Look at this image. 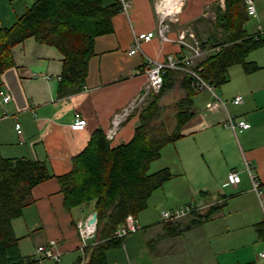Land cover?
Here are the masks:
<instances>
[{"label": "crops", "instance_id": "obj_1", "mask_svg": "<svg viewBox=\"0 0 264 264\" xmlns=\"http://www.w3.org/2000/svg\"><path fill=\"white\" fill-rule=\"evenodd\" d=\"M33 1L0 0V28L10 26ZM127 1L128 11H118L111 17L112 30L94 37V53L88 60L84 83L75 92L65 95L58 93L63 55L55 46L29 36L10 48L13 63L0 73V90L10 94V99L6 102L0 94V157L44 160L52 174L32 188L22 214L12 220L13 231L19 237L18 246L23 255L38 258L37 246L46 244L50 239L56 240L62 255L79 251L80 238L75 222L92 213L93 207L91 205L86 209L89 205L84 204L71 209L64 208L56 176L70 170L72 156L82 150L94 129L100 128L105 134L112 115L142 92L146 76L140 70L146 58L161 59L178 50L174 42H161L156 36H152L149 40L141 41L138 51L128 53L133 32H147L155 28L157 0ZM102 2L119 3V0ZM214 6L223 7V0H182L179 20L171 24L169 35L174 37L178 30L190 26L206 49L202 58L211 54L217 48L210 42L213 39L212 33L216 34L214 39L220 40L222 36L221 29L213 26ZM250 17H257V14ZM258 25L260 26L259 23ZM257 30L248 32L255 33ZM259 32L261 33V26ZM172 71V77H167L170 85L158 99L160 119L164 121L166 129L171 131L176 124V106L186 97L191 99L189 107L193 112L181 125L180 137L165 144L160 156L153 160L160 161L156 165L157 169L168 167L173 176L152 191L146 208L136 215L141 228L125 235L122 246L108 249L105 264H108L109 256L114 255L117 250L125 251L129 264H134L133 258L138 260L137 264H143L142 260L139 263L141 256L138 250L144 245L148 247V251H143L146 263L162 262L173 254L162 250V241L176 238L175 236L191 231L194 226L201 225L204 220L213 219L215 214L221 213L224 206H228L231 198L241 199L239 207L244 210L252 207L257 209L258 217L256 215L250 222L257 238L264 239V234L260 235L257 231V223L264 219L262 66L247 73L235 94L225 101L221 99L224 105L217 104L213 108L207 105L215 100L217 94L214 91L202 90L207 91L211 99L199 106L198 100L194 98L198 90L194 92L189 88L187 76L179 71ZM229 79L228 73L226 82ZM238 94L241 95V101L233 103V97ZM226 103L230 106L227 107ZM237 105H244V108L235 114L231 108ZM170 110L172 112L168 115ZM75 112L85 118L83 128L70 127ZM227 113L247 120L250 127L235 132L225 127L223 121ZM15 122L20 125V133L16 132ZM138 123V112L130 111L119 123L112 139L107 138L110 145L129 141ZM245 161L249 162L259 181L258 193L253 189ZM229 170L238 172L239 182L232 184L227 181L226 174ZM227 186L231 188L228 193L225 190ZM188 202L208 205L200 212L170 221L178 232L168 235L163 224L169 222L158 220L157 215L153 217L154 210ZM214 205L217 207L212 209ZM208 210H211L209 216L199 217L198 214H205ZM155 230L159 231L156 235ZM93 237L94 235L88 238L89 244H92L90 240ZM172 244L179 246L177 242ZM178 249L182 251L183 247Z\"/></svg>", "mask_w": 264, "mask_h": 264}, {"label": "trees", "instance_id": "obj_2", "mask_svg": "<svg viewBox=\"0 0 264 264\" xmlns=\"http://www.w3.org/2000/svg\"><path fill=\"white\" fill-rule=\"evenodd\" d=\"M214 10L213 26L221 29L222 36L220 40L214 39L213 32L210 42L218 50L199 60L197 66L202 78L217 87L227 81L228 68L233 64L241 65L245 73L261 68L254 60H248L247 55L264 45V37L259 31L249 33L244 28L250 17L245 0H223V7L214 6ZM118 11V2L34 0L10 26L0 28V73L13 63L11 46L33 36L39 42L55 46L63 55L58 93L77 91L84 83L88 60L94 53V37L112 30L111 17ZM173 72L164 71L159 90L138 112L139 123L129 141L110 145L103 131L96 128L82 150L72 156L70 170L56 176L64 208L92 203L96 211L94 237L90 240L92 244L84 248L88 257L83 264H105L106 251L123 244L125 235L114 233L117 226L128 214L136 216L146 208L152 191L173 176L168 167L147 172L150 162L160 156L161 148L180 137L181 125L193 113L189 107L191 99L186 97L176 106V124L171 131L159 117L158 99L170 85L167 77H172ZM188 84L195 92L189 80ZM51 176L44 160L0 157V264H33L39 260L20 252L12 220L22 214L32 188ZM210 212L198 215L203 218ZM170 223L163 224L165 232L177 234L178 230ZM257 231L264 234V219L257 223ZM74 264H81L80 255ZM239 264L264 263L250 260Z\"/></svg>", "mask_w": 264, "mask_h": 264}, {"label": "built area", "instance_id": "obj_3", "mask_svg": "<svg viewBox=\"0 0 264 264\" xmlns=\"http://www.w3.org/2000/svg\"><path fill=\"white\" fill-rule=\"evenodd\" d=\"M182 0H157L155 3V13H156V26L153 30L147 32L135 33L133 32L132 44L128 53L133 54L140 49L141 41L149 40L152 36H156L161 42H174L178 46L176 53L167 54L164 58L153 59L147 57L143 68L140 70L146 76V83L144 88L138 96L130 101V103L123 107L121 110L115 112L110 120V126L105 131V136L108 139H112L116 130L118 129L119 123L123 118L131 111L134 101L137 99L139 101L145 99L147 92L150 90L158 91L162 84V76L165 70L171 69L179 71L185 76H187L190 85L198 91L210 90L213 91V86L206 82L199 73V67L197 62L201 59L206 52L195 35L192 28L185 27L178 30L174 37L169 35L171 31V24L179 20L178 13L180 11ZM246 11L250 16H255L256 9L253 0H245ZM129 2L127 0H119V11L127 12ZM258 30L260 31V26L258 25ZM218 50V47L215 48ZM37 75V74H33ZM45 77V75H44ZM2 100L4 102L10 99V94L4 90H0ZM241 101V95H235L232 99L233 103H239ZM217 104L224 105L223 101L219 97H215V100L209 103L207 106L213 108ZM86 123L85 118H83L78 112L74 113L73 120L70 123V127L73 129L83 128ZM223 125L232 129L234 132L237 130H243L250 127V123L240 117H236L233 114L227 113ZM15 129L17 133H20V125L15 122ZM245 168L249 173L252 181L253 189L258 193L259 181L251 170L248 161H245ZM227 181L229 183L235 184L239 182L240 176L237 171L229 170L226 174ZM264 203V200H262ZM207 203H197L188 202L180 204L178 206L171 207L160 212L161 221L169 222L179 219L182 216L200 212L205 208ZM90 215L78 219L75 222V226L80 238L79 251L81 256V264L85 262L86 254L84 252L85 246L88 245V238L94 235L95 223L89 224L87 221ZM140 229V224L136 216L128 214L124 221L117 226L114 230L115 235L123 236L129 232H133ZM39 252V260L51 259L53 261H60L62 252L57 246V242L54 239H50L46 244L38 245L36 248ZM259 256L264 258V248L259 252Z\"/></svg>", "mask_w": 264, "mask_h": 264}, {"label": "rangeland", "instance_id": "obj_4", "mask_svg": "<svg viewBox=\"0 0 264 264\" xmlns=\"http://www.w3.org/2000/svg\"><path fill=\"white\" fill-rule=\"evenodd\" d=\"M254 4L257 10V17H249L244 23V28L249 32L256 31L259 23L261 26V35L264 37V0H254ZM247 59L254 60L258 65H261L262 70H264V45L250 51L247 55ZM228 73L230 78L229 81L219 87L213 88L214 93L224 101L226 98L235 94V90L242 85L243 79L245 80L248 75L242 71L239 64L231 65L228 68ZM154 92L156 91H148L145 99L141 101L136 99L131 111L139 112L142 107L148 103V100H150ZM243 95L245 96V94ZM194 98L198 100L199 106H203L206 100L211 99V95L207 91L202 92L201 90L195 93ZM226 106L229 107L230 105L226 103ZM243 108L244 105H237L231 109H233L232 111H235L236 114ZM169 112L168 115L171 114L172 110ZM159 162L160 161L150 162L147 172L149 173L157 169L158 167L156 165H158ZM230 189V186L225 188L227 193L231 191ZM240 200L241 199L231 198L228 202V206H224L221 213L215 214L213 219L204 220L201 225L194 226L191 231L178 235V237L175 236L176 238L171 237L162 241L160 244L162 250L165 252L168 250L173 254L157 264H239L250 260L264 263V258L259 256V252L264 248V239L261 240L257 238L250 222L252 219L256 218V215L258 217V211L255 207L246 210L240 208ZM180 204H176L175 206ZM88 205L86 209L90 208L91 205L93 207L92 203ZM169 208L170 207H163L158 211L154 210L153 217L157 215L158 220L161 221L160 212ZM90 214L91 213L87 216ZM247 220H249V222H247ZM154 232L156 235L159 231L155 230ZM173 242H177L179 246L177 247V244L174 246L172 244ZM180 246L183 247L182 251L178 249ZM147 249L148 247L144 245L138 250L141 256L139 263L142 260L143 264H151L145 262L147 261L146 254L143 251ZM78 255H80V252L75 251L71 255L63 254L60 261L44 259L38 260L33 264H74V259ZM132 261L134 264H137L136 261L138 260L133 258ZM108 264H129L128 259L125 258V251H115L114 255L109 256Z\"/></svg>", "mask_w": 264, "mask_h": 264}, {"label": "water", "instance_id": "obj_5", "mask_svg": "<svg viewBox=\"0 0 264 264\" xmlns=\"http://www.w3.org/2000/svg\"><path fill=\"white\" fill-rule=\"evenodd\" d=\"M89 224H93V223H96V211H93L91 214H90V217L87 221Z\"/></svg>", "mask_w": 264, "mask_h": 264}]
</instances>
